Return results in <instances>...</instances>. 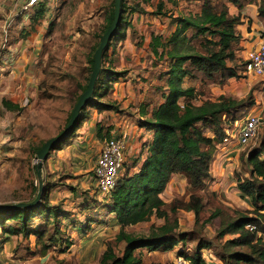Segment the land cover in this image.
Here are the masks:
<instances>
[{"label": "rangeland", "instance_id": "rangeland-1", "mask_svg": "<svg viewBox=\"0 0 264 264\" xmlns=\"http://www.w3.org/2000/svg\"><path fill=\"white\" fill-rule=\"evenodd\" d=\"M14 1L0 0V67L3 64H6L4 67L11 64L28 65L33 69L31 75L35 87L32 100L18 113L1 116L0 205L28 203L35 199L39 187L35 173L37 149L66 128L69 115L82 93L81 87L90 78V59L103 35L111 2L37 0L31 7L27 3L23 13L29 14L30 19L44 5L47 16L38 22L28 19L29 22L15 26L9 20L11 13H18L17 21L21 20L18 19L21 14L19 10L13 12L14 8L10 10L9 5L13 6ZM219 1L224 0H212V5ZM261 1L257 0L255 6L259 8L258 2ZM203 2L151 0L147 5H139V13L130 12L129 24L121 26L123 34L114 40V47L104 53L101 61L100 74L108 71L109 76L115 73L122 77L112 82L108 81L109 77L105 76L104 81L100 78L101 88L95 87V98L99 96L92 100L105 106L99 107V110L89 105L83 107L81 116L85 120L79 122L73 130L74 134L51 151L47 158L53 157L50 162L52 171L48 169L47 160L43 161L40 203L46 195L44 202L59 207L68 219L60 217L54 226L45 224L47 217L44 215L31 218L28 227L47 231L40 244L36 243L34 235L17 233L5 236L0 228V264H100L108 246L116 256H122L125 243L117 241L119 226L114 215L105 208L110 195L100 194L93 179L95 158L107 139L125 137L124 165L119 178L138 171L139 162L146 155H141L143 145L151 137V132L140 127L143 120L141 110L150 113L162 103L159 87L162 85L161 74L166 69V64L151 51L152 39L170 37L175 29V19L199 13ZM128 3L137 8V2ZM7 5L9 9L4 7ZM243 14V17L240 15L242 21L237 32L241 38H247L251 45L248 48L237 46L238 62L233 65L238 77L225 79L218 84L186 79L184 87L195 89V105L216 101L223 96L243 101V109L235 116V121L225 126L232 141L238 133L235 123L244 121L248 115H260L261 125L247 146H237L233 157H226L228 160L223 165L219 163L215 166V178L205 184L203 191L197 192L203 204L198 218L195 219L191 211L181 209L189 202L194 191L186 180L177 178L171 185L168 184L161 195L165 203L163 210L167 214L166 221L153 216L147 222L124 230L126 234L148 235L165 223L171 225L176 221V232L188 237L184 245L180 244L181 247L172 251L143 250L140 264H178L179 258L185 259L179 256L180 253L192 255L197 245L203 242L210 245L200 252L204 264H223L218 257L224 252L226 242L234 237L221 238L217 233L223 222L234 216L235 211L250 209L239 198L236 175H243L241 168L246 154L250 149L259 147L264 138V79L245 76L239 61L258 41L264 42V20L257 16L255 21ZM252 22H257L256 26H252ZM13 31L16 33L13 34ZM27 72L30 71L26 68L24 75ZM1 74L0 77L3 76ZM18 75L23 79V74ZM221 151V147L217 150L216 146L213 159L216 160ZM58 152L61 153L59 156ZM227 163L230 165L225 166ZM171 208H175V212ZM216 211L219 215L211 219ZM51 219L48 218L49 223ZM55 231L59 232L55 236L57 241L49 244L48 239Z\"/></svg>", "mask_w": 264, "mask_h": 264}, {"label": "trees", "instance_id": "trees-1", "mask_svg": "<svg viewBox=\"0 0 264 264\" xmlns=\"http://www.w3.org/2000/svg\"><path fill=\"white\" fill-rule=\"evenodd\" d=\"M128 2H137V8L135 5L130 6ZM150 2L151 0H121V21L104 50L101 61L104 53L114 47V40L123 34L124 29L121 26L129 24L130 12L139 13V5H147ZM255 3L257 0H224L212 5V0H204L199 13L175 19V29L170 37L152 39L151 51L166 64V69L161 74L162 85L159 87L162 103L154 107L150 113L141 110L143 120L140 121V127L151 132V137L144 143L141 153L146 155L139 162L138 171L131 176L125 175L118 179L105 206L110 214L114 215V220L119 226L117 241L125 243L123 254L121 257L116 256L108 246L101 256L100 264H140L143 250L166 252L186 243L188 237L176 232V221L171 225L165 223L148 235L126 234L124 230L147 222L153 216L167 220V214L163 210L165 203L161 195L175 176L184 178L194 191L189 202L181 209L191 211L195 219L199 217L203 204L197 192L203 191L205 184L212 179L211 167L216 146L224 142L225 126L235 121V116L243 109V101L223 96L216 101H205L195 105L193 103L197 98L195 89L184 87V82L186 79L188 81L199 79L204 84H218L225 79L238 77L233 64L238 62L236 51L241 37L237 27L241 25V16L231 15L228 5L242 10L247 5ZM258 5V17L264 20V0L258 2ZM44 9L45 6L41 5L39 13L34 14L31 21L42 20L45 16ZM113 19L114 0H111L103 34ZM239 62L243 67V62L241 60ZM90 66L92 72L94 54L91 56ZM105 76L109 77L110 82L122 77L115 73L109 76L108 71L99 73L96 88H101L100 78L104 81ZM88 82L89 79L87 84ZM87 84L81 87L82 93L87 89ZM95 87L86 106L98 107L99 110V107L101 109L105 105L99 101L93 103L92 99L99 96L96 95L95 98ZM2 105L8 111H20L17 105L8 101H3ZM82 109L76 125L85 120V117L81 116ZM70 117L71 114L67 123ZM73 134L74 131L66 139ZM241 170L243 175H236V190L239 198L250 209L235 211L234 216L227 218L221 225L218 236L221 238L232 236L234 239L226 242L224 252L218 259L223 264H264V138L259 147L248 151ZM46 197L45 195L42 203L30 209L0 211L2 233L5 236L17 233L34 235L36 243H42L47 231L28 227L31 218L44 215L47 217L45 224L54 226L58 218L68 219L59 207L44 202ZM171 211L175 212V208H171ZM218 215L219 212L216 211L210 218ZM48 218H52L51 223ZM57 234L59 232L55 231L50 236L49 244L57 241L55 237ZM43 244L46 247L45 243ZM209 246L204 242L199 243L192 255L180 253L179 256L191 264H204L200 252Z\"/></svg>", "mask_w": 264, "mask_h": 264}, {"label": "built area", "instance_id": "built-area-1", "mask_svg": "<svg viewBox=\"0 0 264 264\" xmlns=\"http://www.w3.org/2000/svg\"><path fill=\"white\" fill-rule=\"evenodd\" d=\"M37 0H30L28 6H33ZM243 62V73L252 78L264 79V42L247 51ZM261 116L248 115L244 121L236 122V145L245 147L256 136L261 125ZM239 124V125H238ZM234 138V136H232ZM231 140V135L226 131L224 142ZM125 137H112L107 139L99 151L92 170L98 192L102 195H110L117 184L119 175L124 165ZM178 264H189L183 258H179Z\"/></svg>", "mask_w": 264, "mask_h": 264}, {"label": "crops", "instance_id": "crops-1", "mask_svg": "<svg viewBox=\"0 0 264 264\" xmlns=\"http://www.w3.org/2000/svg\"><path fill=\"white\" fill-rule=\"evenodd\" d=\"M9 2V1H8ZM28 0H15L14 1V5L12 6V4H10V10L12 8H14L13 12L16 11V10H19L21 16L18 17V19H21L20 21H17V14L16 15H13L11 13L10 15V19L7 18L6 20L8 21V19L13 22V24L16 26L18 25V23H22L24 24L25 22H29V20L31 21V18L32 16H30V19H29V14H26V13H23L24 12V8L26 7L27 5ZM9 6H4L6 9H9ZM34 6V5H33ZM30 7V6H28ZM27 7V8H28ZM5 8H3V12H5ZM46 8V7H45ZM228 8H229V12L231 15H241L243 17V13L246 14V16H249L248 18L250 19H253L255 21H257V16H258V7L255 6V4H250V5H247L246 8L243 9V11L241 10H238L237 7L235 6H232V5H228ZM232 8H235V11H232ZM27 10V9H26ZM29 10V9H28ZM255 10V11H254ZM248 12V13H247ZM252 12H253V15H252ZM249 14V15H248ZM15 16L16 20L14 21V17ZM1 16V15H0ZM47 16V11H45V16L44 18ZM29 19V20H28ZM242 21V20H241ZM257 23V22H256ZM256 23L252 22V26H256ZM21 24V25H22ZM241 25H239L238 27H240ZM257 28V27H256ZM16 32L13 31V34H15ZM2 37V35H0ZM168 38V37H167ZM256 43V38H255V41ZM253 42V43H254ZM263 41H258L254 47L260 43H262ZM240 47L242 48H248L249 45H251L248 41H247V38L245 37H242L240 39ZM253 47V46H252ZM253 47V48H254ZM25 52L28 53V50H26ZM238 54V52H237ZM236 54V56H238ZM244 54V53H243ZM23 55V54H22ZM2 64V61L0 62ZM6 64H3L1 67H0V72H2L0 78V87H2V89H0V124H1V116H3L4 114H7V113H11V114H15V113H18V112H11V111H8L7 109H5L2 105V102L3 101H8L9 103H12L14 105H17L19 108H22L23 106H26L33 98V94H34V84H33V77L31 75V72H33V69L32 68H28V65L27 66H24L23 64H11V66L9 67H4ZM19 66V67H18ZM27 68V71H30V72H27L25 75L23 73V71ZM3 70V71H2ZM18 74H23L22 75V78H19V75ZM260 114V113H259ZM260 116V115H259ZM226 129H225V133H226ZM150 139V138H149ZM1 139H0V146H1ZM221 147L222 151L220 152V154L217 156V159L215 160V158L213 159V162H212V166H213V169H211V176H212V179L215 178V175H214V172H215V166L219 163H222L221 165H223L225 163V161H227L228 159H226V157H233L234 153L237 151V145H236V141H232V140H229L225 143H222L220 144V146H217V150H219V148ZM67 150V149H66ZM62 152H65L64 150ZM59 153L58 152V156H59ZM65 154V153H63ZM99 155V153H98ZM98 155L96 156L95 158V161L98 157ZM52 156V155H51ZM49 159H46L47 160V165H48V169L52 171V163L51 160L53 157H51ZM66 156V155H64ZM49 157V156H48ZM47 157V158H48ZM235 158V157H234ZM233 158V159H234ZM230 159V158H229ZM44 160V161H46ZM62 163V161H61ZM95 164V163H94ZM62 165V164H61ZM230 165L229 163H227L225 166H228ZM232 165V163H231ZM54 167H57V165H55ZM94 168V167H93ZM92 168V170H93ZM212 168V167H211ZM222 171V170H221ZM93 174V172H92ZM219 174V173H218ZM184 179L182 177H179V176H175L171 179V182L169 183V185L172 184V182L174 181V179ZM94 179V177H93ZM185 180V179H184ZM96 186V184H95ZM238 193V191H237ZM239 194V193H238ZM63 215H65V213H63Z\"/></svg>", "mask_w": 264, "mask_h": 264}, {"label": "water", "instance_id": "water-1", "mask_svg": "<svg viewBox=\"0 0 264 264\" xmlns=\"http://www.w3.org/2000/svg\"><path fill=\"white\" fill-rule=\"evenodd\" d=\"M120 5H121V0H114V19L111 25L109 26V28L102 35L99 46L94 52V66L89 78V82L87 84V89L79 96L72 110L71 117L66 125V128L56 137L47 140L41 146V148L36 152L35 160L37 163L35 164V173L39 182V187L35 199L32 202H28V203L20 202L16 204L0 205V211L30 209L40 203L42 191H43V183L41 180L43 161L47 159L51 151H53L57 146H60L62 142H64V140L73 132L76 123L78 121V116L81 109L85 107L87 102L91 99L97 77L101 70L102 54L104 50L107 48L110 39L113 37L121 21Z\"/></svg>", "mask_w": 264, "mask_h": 264}]
</instances>
